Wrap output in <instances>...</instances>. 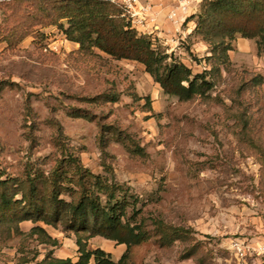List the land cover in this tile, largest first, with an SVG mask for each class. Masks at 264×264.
I'll use <instances>...</instances> for the list:
<instances>
[{
    "label": "rangeland",
    "instance_id": "1",
    "mask_svg": "<svg viewBox=\"0 0 264 264\" xmlns=\"http://www.w3.org/2000/svg\"><path fill=\"white\" fill-rule=\"evenodd\" d=\"M208 2L198 0L179 27L161 20L160 39L146 36L165 62L211 83L184 102L165 94L142 64L80 50L64 34L67 21L55 22L59 0H0V181L11 180L7 190L27 175L47 176L57 159L73 154L118 186L125 219L147 232L127 264H264L256 251L239 261L229 249L232 239L253 250L264 243V55L255 39L235 33L225 39L227 62H218L195 31ZM234 20L225 25L249 31L264 24ZM155 220L182 236L162 241ZM33 226L51 241L30 234ZM18 228L17 235L0 230V264H36L47 254L77 259L76 233L63 224ZM79 236L114 262L126 250Z\"/></svg>",
    "mask_w": 264,
    "mask_h": 264
},
{
    "label": "trees",
    "instance_id": "2",
    "mask_svg": "<svg viewBox=\"0 0 264 264\" xmlns=\"http://www.w3.org/2000/svg\"><path fill=\"white\" fill-rule=\"evenodd\" d=\"M206 5L204 18L200 17L195 31L212 47L218 62H227L230 48L225 39L232 38L235 33L255 39L258 54L264 55V24L258 23L249 31L243 30L240 24L225 25V22L236 21L234 19L244 15L264 20V0H209ZM54 10L55 22L67 21L64 34L68 40L78 43L80 50L96 48L115 59L142 64L165 94L187 102L211 89V83L201 74L192 75L181 63L165 62L166 56L153 48L148 37L128 28L120 17L119 7L107 0H59V6ZM133 153L137 152L133 150ZM10 181H0V230L17 235L19 224L31 221L54 227L61 223L64 229L76 233L78 256L75 261L47 254L36 264H89L90 260L94 264H127L131 246L147 239L141 223L132 224V216L125 219L126 206L117 195L118 186L108 183L104 177L90 174L73 154H64L57 159L47 176L27 175L21 182L14 180L13 188L7 190ZM22 183H25L23 189L20 188ZM64 194L70 200L60 198ZM15 210L18 216H13ZM152 223L162 232V241L171 242L182 236L178 228L165 226L158 220ZM80 233H87V238L100 236L115 241L125 245L126 250L114 262L103 250L87 249ZM30 234L37 235L40 242L51 241L39 226H33Z\"/></svg>",
    "mask_w": 264,
    "mask_h": 264
},
{
    "label": "built area",
    "instance_id": "3",
    "mask_svg": "<svg viewBox=\"0 0 264 264\" xmlns=\"http://www.w3.org/2000/svg\"><path fill=\"white\" fill-rule=\"evenodd\" d=\"M107 1L119 7L120 17L123 18L128 28L135 31L138 35L149 37L154 35L160 39L162 21H167L171 26L179 27L191 13L198 0ZM229 249L239 261H243L246 256L251 255L255 251L260 255H264V243H261L256 250H253L241 239H232L229 242Z\"/></svg>",
    "mask_w": 264,
    "mask_h": 264
}]
</instances>
